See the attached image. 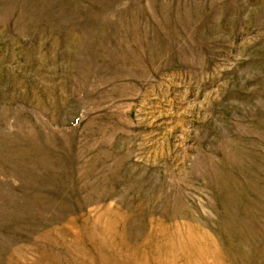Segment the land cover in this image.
<instances>
[{
  "label": "rangeland",
  "instance_id": "rangeland-1",
  "mask_svg": "<svg viewBox=\"0 0 264 264\" xmlns=\"http://www.w3.org/2000/svg\"><path fill=\"white\" fill-rule=\"evenodd\" d=\"M0 264H264V0H0Z\"/></svg>",
  "mask_w": 264,
  "mask_h": 264
}]
</instances>
